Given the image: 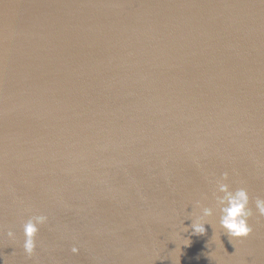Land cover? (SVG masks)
<instances>
[{
  "label": "water",
  "instance_id": "water-1",
  "mask_svg": "<svg viewBox=\"0 0 264 264\" xmlns=\"http://www.w3.org/2000/svg\"><path fill=\"white\" fill-rule=\"evenodd\" d=\"M224 172L247 238L192 234ZM257 197L264 0H0V264H264Z\"/></svg>",
  "mask_w": 264,
  "mask_h": 264
},
{
  "label": "clouds",
  "instance_id": "clouds-1",
  "mask_svg": "<svg viewBox=\"0 0 264 264\" xmlns=\"http://www.w3.org/2000/svg\"><path fill=\"white\" fill-rule=\"evenodd\" d=\"M228 173H221L220 178L215 182V190L212 196L215 201V208L203 207L200 202H196V207L200 209L198 215L192 218L190 225L192 234L203 235L205 233V224H208L207 218L212 217L214 210H218V227L223 230L224 233L231 240H239L247 238L252 228L248 221L253 215L252 209L249 207V195L245 188L239 187L234 190L230 189L228 183ZM256 213L260 217H264V199L257 197L254 201ZM48 217L44 214L29 216L22 223V249L27 258H31L36 246H37V234L40 226L46 225ZM187 231V228H184ZM9 241L15 242L17 237L12 230H8L3 233ZM185 246L190 245V241L186 239ZM80 249L76 245L71 246L70 252L73 255H77Z\"/></svg>",
  "mask_w": 264,
  "mask_h": 264
}]
</instances>
